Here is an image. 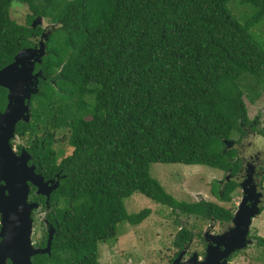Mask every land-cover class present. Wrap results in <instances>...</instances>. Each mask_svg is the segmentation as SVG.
<instances>
[{"label":"trees","instance_id":"16d2710c","mask_svg":"<svg viewBox=\"0 0 264 264\" xmlns=\"http://www.w3.org/2000/svg\"><path fill=\"white\" fill-rule=\"evenodd\" d=\"M231 1L0 0V70L42 34L35 18L52 26L37 66L45 79L30 122L16 126V145L37 175L58 182L46 219L67 259L97 264L99 245L118 226L144 222L150 210L125 209L134 193L174 215L230 224L233 210L221 205L232 204L236 182L213 184L218 204L180 202L151 178L150 165L238 171L226 142L253 126L245 97L254 104L264 93V48L250 34L264 18V0H239L254 11L243 23ZM13 3L29 8L26 25L12 20ZM35 193L30 186L29 201L43 205ZM181 229L173 242L179 252L194 239Z\"/></svg>","mask_w":264,"mask_h":264},{"label":"rangeland","instance_id":"374dc122","mask_svg":"<svg viewBox=\"0 0 264 264\" xmlns=\"http://www.w3.org/2000/svg\"><path fill=\"white\" fill-rule=\"evenodd\" d=\"M239 2V0H232L228 3V9L243 23L252 16L254 11L250 8L251 6L242 7ZM30 14L27 5L13 3L11 6L10 16L19 25H26ZM39 19L41 18H35L33 23ZM42 22V28L49 26L43 19ZM250 34L264 48V18L250 30ZM245 103L249 119L254 121L255 131L250 134H234L231 140L237 145L232 148L238 151L242 160L261 155V162L264 165V136L259 134L264 129V93L254 104L245 97ZM258 116L261 118L259 124L255 121ZM70 152L71 150L67 149V153ZM150 176L177 201L194 203L204 200L218 204V200L212 195V186L214 183L223 182L229 177V173L206 166L155 163L150 165ZM241 197L238 190L232 204L221 206L232 210L238 209L241 205ZM124 206L128 214H138L146 209L150 210L151 214L137 226L127 223L118 226L115 238L99 245V264H168V259L177 253L173 242L184 226L193 231L194 237L188 252L192 255L197 254L203 259L206 250L205 242H203L204 234L221 233L222 235L230 227V224L226 225L222 222L181 216L179 213L178 216L174 215L170 208L155 204L139 193H134L129 199H125ZM249 231L248 235L251 237L247 238L248 245L231 255L229 264H264V247L260 246L258 241L264 240V212L252 223Z\"/></svg>","mask_w":264,"mask_h":264},{"label":"water","instance_id":"95a60500","mask_svg":"<svg viewBox=\"0 0 264 264\" xmlns=\"http://www.w3.org/2000/svg\"><path fill=\"white\" fill-rule=\"evenodd\" d=\"M42 26V19L32 24L33 29ZM42 37L46 38V35ZM41 46L38 50H20L14 61L0 70V88L9 92V104L0 116V264L8 261L11 264H32L34 255L45 254L35 251L31 243V214L39 204L29 201L30 186L36 189L37 196L46 198L47 205L51 194L58 188L57 181H45L35 173L34 166H29L30 155L25 151L17 155L10 145L17 123L21 120L29 123L31 120L30 102L38 93L41 72L33 75L35 63L29 60H36L39 54L43 56V42ZM36 63H41V59ZM239 215H235V228L231 233L205 235L207 248L202 261L193 254L188 261L182 262L178 257L172 264H229V257L248 245L247 236L252 222L239 224Z\"/></svg>","mask_w":264,"mask_h":264},{"label":"flooded vegetation","instance_id":"af4514ba","mask_svg":"<svg viewBox=\"0 0 264 264\" xmlns=\"http://www.w3.org/2000/svg\"><path fill=\"white\" fill-rule=\"evenodd\" d=\"M49 27H52V26H49ZM49 27L45 26V28H42L43 32L39 37L33 36L32 38H30V41H29L30 46L26 48V49H31V50H38L42 47L41 42L44 43L45 50L42 52L43 56H40L39 54L36 60H29L30 62L35 63L33 75L41 72V75L38 78V83H37L38 89H39L40 82L44 80L45 77L42 74V70L37 69V66L40 65L41 63H36V62L39 59H41L42 61V58L46 54V43L48 40V36L51 32ZM43 34L46 35V38L42 37ZM34 57L36 56L34 55ZM2 89L6 91L5 94L3 93V96L6 102H5L4 109L0 111V116L5 113L7 106L9 104V92L4 88ZM30 116H31V111H30ZM19 123H24V121L23 120L19 121L17 125ZM253 127L254 126L244 127L243 128L244 134L253 133L254 132ZM17 142H20V140L16 136V130H15V136L11 140L10 145L12 149L14 150V152L17 155H20L24 150H19L17 148V145H16ZM235 145H237L235 141L230 140L226 142V146L228 149H234L232 147ZM234 150L237 153V161L239 163L238 165L239 168L236 174L231 175L229 173V177L225 178V180L227 182L233 180L234 182L237 183L238 190L240 191L242 195L241 201H240L241 205L238 209L233 210L234 215L230 221V227L228 226L229 228H227V230H225L223 233H231L232 230H234L235 224L233 221H234L236 213L237 214L240 213L238 217L239 224L245 225L246 223H249L250 221L252 223L256 221V219L260 217L261 213L264 212V165L261 162V157H260L261 155L253 156L249 160H244V159L242 160L239 157L238 151L236 149ZM55 178H58V175H56ZM41 198H44V197H41ZM49 210H50V206L47 205L46 202H44L43 205L39 204V207L37 210L32 211V214H31L32 247L35 251L45 252V254L34 255L31 258V263L32 264H79V262L76 263L75 261L67 259V254L60 251L58 248V245L55 243V240L58 237V233L55 230V228L52 226V224L48 222L46 219V215ZM209 231L211 233L210 229ZM206 234L207 233H205L203 236L204 240H205ZM220 234L221 233H218V236ZM213 236H217V235H213ZM205 245L207 248L206 242H205ZM188 247L189 246L184 247L180 252L177 251V253L171 259H168L169 260L168 264H172L178 257H181L182 262L188 261L193 256L192 254H190V252H188V249H189ZM59 256L62 258L61 262L58 259ZM7 264H11V263L8 261ZM97 264H99V248L97 252Z\"/></svg>","mask_w":264,"mask_h":264},{"label":"clouds","instance_id":"9594fccd","mask_svg":"<svg viewBox=\"0 0 264 264\" xmlns=\"http://www.w3.org/2000/svg\"><path fill=\"white\" fill-rule=\"evenodd\" d=\"M35 195H36V193H35ZM36 196H37V195H36ZM37 197H42V196H37ZM44 198H45V197H44ZM45 200H46V198H45ZM45 202H46V201H45ZM33 203H34V202H33ZM36 203H38V202H36ZM38 204H39V203H38ZM247 238H250L249 235L247 236ZM232 255H233V254H232ZM204 257H205V253H204ZM198 258H199L200 261H202V260L204 259V258L201 259L199 256H198ZM228 263H230V259H228Z\"/></svg>","mask_w":264,"mask_h":264}]
</instances>
